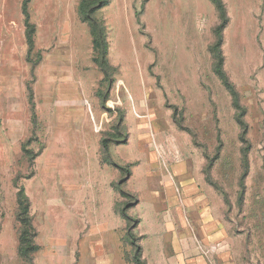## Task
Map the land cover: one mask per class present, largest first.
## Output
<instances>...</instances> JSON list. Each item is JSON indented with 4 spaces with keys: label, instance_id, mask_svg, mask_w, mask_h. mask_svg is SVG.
Wrapping results in <instances>:
<instances>
[{
    "label": "rangeland",
    "instance_id": "obj_1",
    "mask_svg": "<svg viewBox=\"0 0 264 264\" xmlns=\"http://www.w3.org/2000/svg\"><path fill=\"white\" fill-rule=\"evenodd\" d=\"M224 1L221 48L239 108L213 71L211 0H109L97 15L118 68L110 88L80 0H0V264H28L18 253L20 189L38 232L34 264H135L128 228L137 218L135 245L148 260L159 248L173 253L183 242L174 229L210 223L197 211L207 202L194 206L183 192L187 179L220 195L222 225L250 243L246 264H258V251L264 264V0ZM104 136L112 161L131 164L121 184L126 170L106 160ZM177 152L187 179L169 165Z\"/></svg>",
    "mask_w": 264,
    "mask_h": 264
},
{
    "label": "trees",
    "instance_id": "obj_2",
    "mask_svg": "<svg viewBox=\"0 0 264 264\" xmlns=\"http://www.w3.org/2000/svg\"><path fill=\"white\" fill-rule=\"evenodd\" d=\"M215 5L218 16L219 23L214 28V43L210 46V52L213 58V71L220 77L225 87L230 91L233 97V103L237 108L241 107L240 102V94L235 87V84L231 81L229 75L227 74L224 68V55L222 52V44L224 41V28L229 22V15L227 6L224 0H211ZM109 3V0H80L78 5V14L80 19L83 22H86L90 34L92 37V45H93V61L99 70L103 73L102 83L108 82V88L114 82V75L117 72V66H114L109 59V41H108V30L105 19L98 17L97 12L106 6ZM23 13L26 16V25L29 26L30 23V14L28 11L27 3L24 2L23 5ZM34 30V28H33ZM32 28L27 33V39L29 43V50L32 51L34 47V32ZM101 94V90L98 91ZM108 98V94L103 96V100ZM175 117V115H174ZM124 118V116H123ZM122 119V118H121ZM239 122L242 125H245V122L239 118ZM123 121V119H122ZM121 140V141H126ZM113 141L111 138L104 136L101 139L102 152L111 164L126 170L125 178H122L119 184L126 181L127 175L130 174V169L127 167H123L116 162L112 161V157L110 154V142ZM207 179H210V174L206 170ZM122 196H130V194L121 187H118ZM18 198V211H17V221L20 223V227L18 230L19 233V246L18 253L19 256L28 262V264H34V253L40 249L39 244L35 242V238L38 235V232L33 224V216L31 215L30 207L31 202L29 197L26 195L24 189H20L17 193ZM132 206L131 203H127L122 207V215L126 220L130 221V217L127 215L126 210L128 207ZM138 225V218L136 220L135 225H131L128 228V235L130 237V242L134 247L133 259L135 264H148L146 259L142 254V246L141 244L135 245V234L132 232V229Z\"/></svg>",
    "mask_w": 264,
    "mask_h": 264
},
{
    "label": "crops",
    "instance_id": "obj_3",
    "mask_svg": "<svg viewBox=\"0 0 264 264\" xmlns=\"http://www.w3.org/2000/svg\"><path fill=\"white\" fill-rule=\"evenodd\" d=\"M79 20L82 23L87 24L86 22H83L80 19V17ZM27 43H28V39H27ZM28 52L29 54L31 52L29 50V43H28ZM92 61H93V55H92ZM54 71L55 70L52 71V75L53 73L59 74V72H54ZM57 71H59V69ZM57 77H59V75ZM174 115L175 112L172 115L173 120L175 119ZM174 123H176L175 120ZM128 139L129 137L124 142H127ZM170 160L172 162L169 163L170 166L175 168L178 166L180 168L179 170L176 169L175 173L178 176H180L182 180L185 178L187 179L186 173L184 172L187 171L189 166L187 163L183 162V159L179 155V153L177 152V154L172 156ZM204 163L205 162L203 160L200 166V172L203 174L205 179V182H202V184L208 183L207 174L204 171V167H205ZM129 165H130L129 167L130 174L127 176L126 179H129L132 174L131 164ZM203 187L204 188H202L201 184L191 179L183 180V188H184L183 192L189 195V198L191 197V199L193 200L191 201L192 205L200 204L201 202L204 201L207 202L204 208H202L201 210L197 208V211L201 218L207 215L209 216L210 218L209 221L210 223H208L209 226L204 227L202 224L197 225L198 228L197 229L195 228L194 231H192L191 233L188 231H183V229H174V231L177 233V236L179 238H182L183 242L181 243V245H178L176 243L177 246L175 247L174 252L169 253L168 255L166 254L165 250L161 255V248H159L160 253H158V259L154 261L153 260L150 261L148 260V258L145 257L144 248L142 246V254L148 264H246L245 256H247L248 249H250V243L248 244V241L245 240V238H243L244 236L242 237L237 232L232 233L228 229V227L222 225L223 224L222 210L224 207L223 200L220 197V195L218 196V194L217 196H214L215 194L207 195L206 190L204 191V189H207L206 184H203ZM216 197H219L218 204L215 203ZM138 202L139 201L137 200L135 204H137ZM140 222L141 220L140 218H138V225L140 224ZM140 238L142 239L141 235ZM188 239L194 240V243L190 242ZM164 252L166 255L164 254ZM175 255H177V257L179 256L180 257L175 260L174 257ZM255 255L256 256H254V259L258 262V264H263L261 262V259H263V254L261 253V251L256 252Z\"/></svg>",
    "mask_w": 264,
    "mask_h": 264
}]
</instances>
